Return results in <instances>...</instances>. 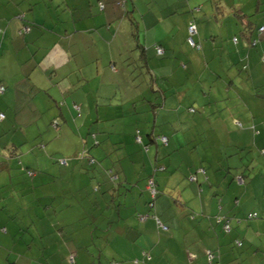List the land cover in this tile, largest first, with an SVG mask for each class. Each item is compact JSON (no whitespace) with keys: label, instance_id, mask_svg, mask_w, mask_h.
<instances>
[{"label":"crops","instance_id":"0c3cea01","mask_svg":"<svg viewBox=\"0 0 264 264\" xmlns=\"http://www.w3.org/2000/svg\"><path fill=\"white\" fill-rule=\"evenodd\" d=\"M6 1L11 4L7 3L6 9L0 14V83L5 86L6 98H10L15 105L19 103L20 107L24 108L25 105L20 104L24 97L36 103V106L30 108V112L34 111L33 115L46 112V126L53 128L54 119L59 118L64 121L63 132L70 128L71 117L75 112L83 111L90 115L93 109L98 122L101 117L106 120L121 114L122 107L127 108L123 111L127 110V114L133 115L136 122L138 119L146 120L149 117L152 104L151 97H147L149 100H146L147 90L139 93L144 102L139 111L135 105L136 102L132 103L131 108L125 106L121 101L123 97L118 95V90H115L121 86L118 81H125V79L121 76L120 70L112 64V60L123 62L125 57L133 56L134 62V58L139 54H136L138 49L135 46L134 36L138 33L137 40L142 44L148 57L147 73L150 80L152 79L151 69L155 70L157 64L173 62L176 70L180 72L183 68L196 65L195 57L200 65L201 54L209 59L212 51L216 56L217 51L221 49L219 74H216L217 71L208 74L212 85L200 86L201 89L207 90V95L204 91L203 95L199 92L194 95L193 100H196L199 105L208 98L210 102L207 106L208 112L223 114L213 118L220 122H215L218 124L210 134V139L215 141L218 138L217 142L225 147L234 144L235 147L239 145L247 150L249 149L247 146L258 144L261 149L264 148V32L259 34L257 30L258 26L264 25V0ZM119 3L123 4L119 5ZM254 13L256 15L252 17ZM192 19L197 26L195 38L200 43L199 49L191 48L183 43V38L187 37V24ZM250 27L255 28L253 38L258 37L255 44L247 42V32ZM235 32L239 35H235ZM216 36H218L217 39H215ZM155 44L165 49L164 59L156 60L153 57V52L156 54ZM109 60L114 78L103 88V78L100 75ZM67 69L69 70L66 71ZM153 74L156 78L158 77L156 73ZM199 81H202V75ZM160 88L164 98L158 115L164 116L172 129V133L167 131V147L174 149L182 144V139L186 142L196 141L198 136L202 137L204 133L209 136L206 131L208 124L212 122H206L204 116L206 113L203 108L198 107L201 113L192 118L194 125L197 126L196 129L200 130L189 132L191 133L189 134L185 131L183 124L182 109L184 96H187L184 95V90L174 85L165 89L161 86ZM148 91L150 92V89ZM131 99L136 100V98ZM9 111L10 109H6L7 115ZM141 111L147 112L148 115L139 116ZM55 113L58 115H54ZM5 119L6 117L3 121ZM34 122L35 126L40 128L38 120L33 121L31 125H34ZM7 125L21 129L16 126L15 119L9 121ZM21 126L24 128L23 125ZM137 129L141 136V142L137 143L149 146L152 140H149L148 134L146 139L145 135H141L142 130L138 127H135L134 134ZM214 134L216 136L212 138ZM233 136H235V143L232 142ZM133 138L135 140V137ZM24 139L22 138L18 144L14 143V140L1 144L0 154H5L1 157H6V154L10 153L7 151L8 148L15 151L18 145L27 142ZM63 142L66 143L65 140ZM250 155L252 159L248 163L251 169H246L242 173V168L233 170L232 166L237 164L235 165L229 158L231 155L228 151L221 153L211 164L215 179L208 184L207 191L204 190L205 183L200 182L201 176H197L205 175L204 180H211L209 176H206V170L201 171L203 168L200 165L201 159L198 163L192 161L188 165L196 170L195 181L198 182L200 194L191 201L184 200L185 205L179 208L182 215L180 218L184 219L186 212L190 210L194 223L192 231L183 234L182 238L176 237L174 232V235L170 236L157 234L161 230L158 229L153 216L155 214L161 221L160 216L156 214V206L160 200L156 201L155 198L153 207H149L147 205L149 198L145 197L143 201L144 195H140L136 200L132 197L131 204L125 196L124 200L118 203V210L111 227L114 222L117 223L118 231L113 233V238L119 237L127 243L126 246L130 249L128 251L130 260H133L130 264H138L139 256L144 264H166L164 259L171 260V263L167 264H199L204 261L202 255L206 257L207 264H231L233 237L237 236H242L243 243L240 247L246 245L245 248H247L242 254V257H248L246 264H264V154L257 157H254L253 153ZM141 156L146 158L148 165L152 168L147 175L140 172L132 180L127 175H123L126 187L131 188L127 190L129 192L136 188L147 190V176L153 174L155 167L157 171L165 170L162 164L159 166V163L172 160L170 154L156 155L154 160H151L150 155L141 154ZM203 160L206 161V157ZM239 161L240 166L244 162L247 163L241 154ZM4 166L8 169L9 163ZM4 166L0 165V172L6 174ZM38 172L54 176V172L48 167L36 172L27 170V173L35 179L39 177ZM121 172H123L122 169ZM222 172L226 175L219 180L217 177ZM64 173L70 174L73 171L68 170ZM241 173L245 181L242 185L235 179V176ZM85 176L87 177L86 186L82 188L87 190L95 177ZM98 177L102 179V176ZM211 189L213 190L210 194ZM65 190L76 195L81 193L79 192L81 187L73 191L71 187H67ZM203 192L207 194L202 195ZM232 194H234L233 198ZM55 196L53 194L38 195L35 197L38 201L36 207H39L41 200H45L48 201L44 204L45 209L48 207L55 209L53 205ZM84 196L85 199L90 198L89 192ZM47 198L49 200H46ZM102 201V196L98 198L95 195L90 198L91 209L102 211ZM121 205L122 208H120ZM82 208L86 209V207ZM158 211L161 215L167 213L164 203L159 206ZM195 211L201 213H191ZM249 212H257L258 218L241 220L239 223L235 220ZM100 214L102 216V212ZM147 214L150 216L145 220L139 219V215ZM220 216L234 218L231 233L227 234L223 231L222 222L218 220ZM243 221L245 223H242ZM121 222L123 225H120ZM58 223L61 222L58 221ZM3 230L5 231V228ZM168 242L178 243V249L171 252ZM208 252L213 253L210 260ZM148 256L150 259L147 258ZM242 257L240 258L244 264ZM249 257H252V260ZM15 262L16 260L10 264Z\"/></svg>","mask_w":264,"mask_h":264},{"label":"rangeland","instance_id":"374dc122","mask_svg":"<svg viewBox=\"0 0 264 264\" xmlns=\"http://www.w3.org/2000/svg\"><path fill=\"white\" fill-rule=\"evenodd\" d=\"M7 3L11 4L6 0H0V14L6 9ZM255 15L254 13L252 17H255ZM194 17L198 23L195 15ZM234 34L239 35L238 32ZM177 38H179V34H177ZM217 38L218 36L215 37V39ZM256 38L258 37L256 36ZM183 43L187 44L186 37L183 38ZM216 54L215 56L212 51L209 54V59L201 54L200 65L195 57L196 65L189 66L186 69L181 67L183 71H180V75L173 62H165L162 65L157 64L155 70L151 69L154 90L150 87V76L142 67H137L138 62H133V56L125 57L123 62L112 60V64L115 65L117 70H120L121 76H124L125 79V81L119 80L118 83L121 86L115 89L119 91L118 95L123 97L121 101L125 106L131 108L132 103L136 102L135 105H137L139 111L144 104L139 93L147 90L146 100H149L147 97H151L150 101L153 107L150 110L149 117L146 120L138 119L137 122L133 115L126 113L127 110L123 111V109H127L123 107L120 109L121 114L106 120L101 117L98 122L93 109L90 115L83 111L75 112L69 125L71 129L67 128L62 132L63 120L56 118L59 119L58 122L54 119L58 125L53 124V128H50L46 126V112H39L38 115H33L34 111L30 112V108L36 106V103H32V100L29 101L28 98L23 97L20 104L25 106L21 108L19 103L15 105L10 98H6L4 93L0 94V111L6 117L4 121L5 117L0 119V146L8 140H14V143L17 144L22 138L27 141L18 145V149H15V151L8 148L7 151L10 153H7L6 157H1L5 154H0V165L4 166L9 163L8 169L10 168L8 170L4 166L6 174L0 172V264L13 263L15 260V264H108L112 260L121 261L122 264H130V261L133 260H130L131 257L128 253L130 249L126 246L127 243L119 237L113 238V233L118 231V228L116 222L111 227L117 213L111 201L114 199L116 202L120 198L119 201L122 202L127 196L126 200L131 204L132 197L133 200H136L140 195H144L143 201H145V197L150 200V193L148 190H140L139 188L129 192L127 190L131 189L130 186L125 190V185H122L124 187L120 188L119 195L116 192L112 195L113 192L110 190L112 179L110 176L117 175L118 178L114 180V183H117L118 180L125 183L123 175H127L131 180L140 172L147 175L152 166L148 165L146 158L141 154L150 155L151 160H154L156 155L170 154L172 156L170 157L172 160L159 163V166L162 164L165 170H159L155 173L158 191L156 201L160 200L156 206V214L160 216L162 223L169 228L167 232L158 231L157 234L170 236L174 232L177 235L176 237L182 238L186 232L190 233L194 224L189 213L190 210L186 212L187 215L183 217L184 219H181L180 216L182 215L179 208L185 205L184 200L191 201V199L198 196L200 188L198 182L191 180V176L196 170L188 165L192 161L198 163L201 159L200 165L206 170V176H209L211 180H204L205 175L198 174L197 176H201L199 179L202 181L200 182L205 183V189H203L207 191L208 184L215 179L211 164L215 162L221 153L229 152L231 155L229 158L233 160L235 165L237 164V166H232L234 171L240 169V154L246 162L252 159L250 155L252 153L254 157L263 156L261 146L258 144L247 146L249 149L246 150L237 144L236 147L234 144L225 147L217 142L218 138L215 141L210 139V134L215 129V125L218 124L215 122H220V120H214L213 118L217 117L220 112L213 114L208 112L207 106L210 104L208 98L199 105L193 99H195L194 95L199 92L203 95L204 91L207 95V90L201 89L200 86L203 84H205L204 87L212 85V80L208 74L212 71H217L216 74H219L221 49ZM153 57L156 60L165 58V56H157L154 52ZM109 63L110 60L103 67L100 75L103 78V88L106 84L111 83L114 78ZM153 73H156L158 77L156 78ZM200 75H202L201 82L199 81ZM170 85L178 86V89L181 88L184 90V95H187L184 96L182 109L185 131L189 133L200 130L199 128L196 129L197 126L194 125L192 118L194 115L201 113L198 110V107H201L206 113L204 115L206 122L213 123L208 124L206 132L209 133V136L204 133L202 137L198 136L196 141L191 142L182 139V144L174 149L158 142V138L155 142L149 143L147 150H145L144 144L135 142L133 138L135 127L142 130L141 135H145V137L149 133L154 136L164 134L166 137L168 136L167 131L172 133L169 122H166L164 116L158 115V112L162 109L160 104L163 98L160 86L165 89ZM108 89L111 90L110 87ZM131 98H136V100ZM110 99L112 98L110 97ZM190 107L195 109V112H189ZM6 109H10L9 115H7ZM54 115H58V113ZM138 115L143 117L148 113L141 111ZM220 115L223 116V114ZM13 119H15L16 126L21 127V129L7 125ZM35 120H38L40 128L35 126V122L34 125H31ZM173 123L175 125V122ZM237 128L239 129V127ZM130 135L133 139L130 138ZM215 136L216 134L212 135V138ZM234 141L235 136L232 138L233 143H235ZM95 142H99V144L95 145ZM83 151L84 157H76L79 152ZM89 157L95 159L94 163H89ZM204 157H206V161L203 160ZM65 158L67 163H61L58 160H65ZM152 165L154 166V161H152ZM47 167L54 172L53 177L38 172L39 177L35 179L27 173V170L36 172V170L41 171ZM121 169L123 172H121ZM68 170L73 171V173H64ZM224 173L222 172L217 178L219 180L223 179L226 175ZM100 174H102V179L98 177ZM85 175L95 177L94 182L90 183L87 190L82 188L86 186L87 177ZM96 184L100 188L97 190L98 193L95 194L93 193L95 192L93 187ZM67 187H71L72 191L77 187H81L79 191L81 193L76 195L67 192L65 190ZM113 187L115 189L116 186ZM212 190H209L210 194ZM87 192H89L90 198L95 195L100 198L103 194L102 207L104 206V209L102 211L95 208L91 209L90 198L85 199L84 196ZM40 194L56 195L53 201L55 209L53 207L45 209L44 204L48 203L45 200H41L39 207H36L38 201L35 197ZM204 194L207 193L203 192L202 195ZM233 195H231L232 198ZM46 200H49V198ZM162 203H164L167 213L161 215L158 209ZM82 207H86V209L84 210ZM120 208H122V205ZM150 213L152 214V212ZM191 213L200 214L201 212ZM58 221L61 223H58ZM242 223H245V221ZM120 225H123V223L121 222ZM3 228H5V231ZM238 237L242 239V236ZM167 245L171 252L176 251L179 247L178 243L168 242ZM86 247L88 248L86 249ZM245 247L246 245L233 247L231 264H243L240 257L246 252L247 248ZM201 257L204 261L199 264H207L206 257L204 255ZM137 258L140 259V264H144L140 256ZM242 259L246 264L248 257H242ZM249 259L252 260V257H249ZM164 261L166 264L171 263V260L168 259H164Z\"/></svg>","mask_w":264,"mask_h":264},{"label":"trees","instance_id":"16d2710c","mask_svg":"<svg viewBox=\"0 0 264 264\" xmlns=\"http://www.w3.org/2000/svg\"><path fill=\"white\" fill-rule=\"evenodd\" d=\"M100 4H102V2H100ZM123 3H119V5H122ZM190 24H194L195 26H196V22H195V20L194 19H192V20H190L189 22H188V24H187V27H186V29H187V37H188V35H189V32H188V27H189V25ZM262 26H264V25H262ZM259 27H261V26H258L257 27V30H258V32H259V34H261V32L259 31ZM250 30H248V36H247V42L248 43H255V42H257V39L258 38H253V32H254V30H255V28H249ZM134 33V32H133ZM196 34H197V26H196V33L192 36L193 37V39L195 40V42L199 45V48H200V43L196 40V38H195V36H196ZM134 36H135V46H136V49H138V56L136 57V59H134V61H136V62H138V66L137 67H142V69H144L146 72H147V61H148V57H147V55H146V53H145V50H144V48H143V46H142V44H140L139 42H138V40H137V36H138V33H136V34H134ZM187 37H186V43L191 47V48H194V49H199V48H196V47H192L189 43H188V41H187ZM236 40V39H235ZM252 40V41H251ZM157 47H159V48H162L163 49V52L162 53H158V51H157ZM154 49H155V52H156V55L157 56H163L164 54H165V49L161 46V45H158V44H155L154 45ZM152 81H153V79H151L150 80V87H151V89L152 90H154V88H153V84H152ZM0 85H3L2 83H0ZM4 91H5V86L3 85V92H0V94H3L4 93ZM164 98V97H163ZM163 98H162V103H163ZM162 103L160 104V107H162ZM152 107H153V105H152ZM189 111L190 112H195V109H193L192 107L191 108H189ZM3 115V116H0V119H3V117H4V114L1 112L0 113V115ZM56 120H58V122H59V119H56ZM56 120H54L53 121V124H55V125H58V123L56 122ZM138 135H140L139 134V130L137 129L136 131H135V134H134V137H135V141L136 142H141V136H140V141H138L137 140V136ZM148 137H149V140H152V142H155L158 138V142H160V143H162L163 145L165 144V145H167V143H168V138L165 136V135H156V136H154V135H152V133H149L148 134ZM162 137H165L166 139H167V142L166 143H164L162 140H161V138ZM99 144V142H95V145H98ZM147 147H148V145H144V149L145 150H147ZM261 153L262 154H264V148L263 149H261ZM76 157H80V158H82V157H84V151L83 152H79L78 153V155L76 156ZM59 160V162H60V159H58ZM89 163H94V158L93 157H89ZM65 163H67V161H66V158H65ZM237 168V167H236ZM239 168H242L243 170L241 171L242 173H243V171L244 170H248V169H251V166H249V163L247 162V163H243ZM157 171V168L155 167L154 169H153V174L151 173L149 176H147V178H146V188H147V190H148V192L150 193V200L147 202V205L149 206V207H153V205H154V200H155V198L157 197V188H156V180H155V178H154V174H155V172ZM201 171L202 172H205V169L204 168H201ZM238 174V175H236L235 176V178H236V180L240 177L241 179H242V181L241 182H238L240 185H242V184H244V176H243V174ZM107 174H108V172H107ZM100 176H102V174H100ZM111 177V179H112V186H111V189L110 190H112V192H113V194L112 195H114V192H116L117 193V195H119V191H120V188L121 187H124V186H122V185H125L126 183H124L123 181H120V180H118V182L117 183H114V180L115 179H117L118 177H117V175L115 174V175H111L110 176ZM102 178V177H101ZM191 178H193V179H191V180H193V181H195L196 180V176H195V174H193L192 176H191ZM150 181H152L154 184L151 186L152 188H154V190H155V194L154 195H152V193H151V190H149L148 189V185H149V182ZM238 181V180H237ZM93 184V183H92ZM116 186L115 187V189H114V187L113 186ZM118 187H119V189H118ZM100 188V186L98 185V184H96L94 187H93V191H95V192H93V193H98V189ZM126 185H125V190H126ZM102 194V193H101ZM102 197H103V194L101 195ZM119 199H117L116 200V202H115V200L114 199H112V201H111V203H112V206H113V208H115V210L117 211L118 210V203H120V201H118ZM104 209V206L102 207V210ZM250 213H254V212H249V213H246L242 218H235V220L239 223L241 220H250V219H254V218H258V213L257 212H255L256 214H257V216L256 217H253V218H248V214H250ZM140 216H142V215H139V219L140 220H145L148 216H150V214H147V215H143V216H145V218L144 219H141L140 218ZM154 218H155V220H156V223H157V226H158V229H160L161 231H164V232H167L168 230H169V228H168V230L167 231H165V230H163L162 229V227H161V225H164V226H166L164 223H162L160 220H159V218L157 217V216H155V214H154V216H153ZM220 217H226V219H228L229 220V224H230V230H229V232H226L224 229H223V231L225 232V233H227V234H229V233H231L232 232V229H233V226H232V220H234V218L233 217H230V216H220ZM219 217V218H220ZM221 221V220H220ZM159 223H160V225H159ZM222 228H223V223H222ZM236 241H240L241 242V245L240 246H242V243H243V241H242V239L241 238H239L238 236L237 237H233V244H234V246H237V244L235 243ZM240 246H237V247H240ZM72 259H73V257H72ZM118 263V264H122V262L121 261H117V260H112V261H109V263L108 264H110V263ZM7 264H10V262H7Z\"/></svg>","mask_w":264,"mask_h":264},{"label":"built area","instance_id":"2783aa9c","mask_svg":"<svg viewBox=\"0 0 264 264\" xmlns=\"http://www.w3.org/2000/svg\"><path fill=\"white\" fill-rule=\"evenodd\" d=\"M259 31H260L261 33H263V32H264V26L259 27ZM188 32H189V35H188V37H187V41H188V43H189L192 47L199 48V45L195 42V40H194L193 37H192V36L196 33V26H195L194 24H190L189 27H188ZM234 40H235V39H234ZM254 44H255V43H254ZM157 51H158V53H162V52H163V49L157 47ZM0 92H3V85H0ZM0 116H3V115L1 114ZM136 138H137L138 141H140V135H138ZM161 140H162L164 143L167 142V139H166L165 137H162ZM60 161H61V163H65V160H64V159H62V160H60ZM191 179H193V178H191ZM237 180H238V182H241V181H242V179H241L240 177H239ZM153 184H154V183H153L152 181H150V182H149V185H148V189L151 190L152 195L155 194V190H154V188L151 187ZM256 216H257V214H256L255 212H254V213H250V214H248V218H253V217H256ZM140 218H141V219H144L145 216L142 215V216H140ZM218 220H221V222L223 223V229H224L226 232H229V230H230L229 220L226 219V217H220ZM159 225H160V223H159ZM161 227H162V229L165 230V231L168 230V227H167V226L161 225ZM235 243L237 244V246H240V245H241V242H240V241H236ZM212 257H213V253L208 252V258H209V260L212 259ZM147 258L150 259V256H148ZM110 264H118V263H114V262H113V263H110Z\"/></svg>","mask_w":264,"mask_h":264}]
</instances>
